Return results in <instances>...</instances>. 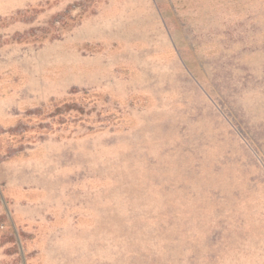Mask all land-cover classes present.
<instances>
[{
  "label": "rangeland",
  "instance_id": "374dc122",
  "mask_svg": "<svg viewBox=\"0 0 264 264\" xmlns=\"http://www.w3.org/2000/svg\"><path fill=\"white\" fill-rule=\"evenodd\" d=\"M0 264H264V0H0Z\"/></svg>",
  "mask_w": 264,
  "mask_h": 264
}]
</instances>
